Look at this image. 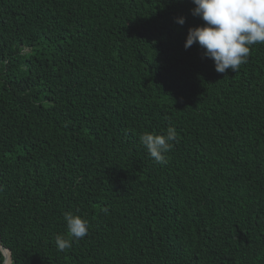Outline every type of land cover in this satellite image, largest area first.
<instances>
[{
	"label": "trees",
	"instance_id": "16d2710c",
	"mask_svg": "<svg viewBox=\"0 0 264 264\" xmlns=\"http://www.w3.org/2000/svg\"><path fill=\"white\" fill-rule=\"evenodd\" d=\"M193 7L0 0L10 264H264V44L218 74L198 45L184 48L203 25ZM168 127L161 165L140 137ZM65 213L89 230L61 252Z\"/></svg>",
	"mask_w": 264,
	"mask_h": 264
},
{
	"label": "clouds",
	"instance_id": "9594fccd",
	"mask_svg": "<svg viewBox=\"0 0 264 264\" xmlns=\"http://www.w3.org/2000/svg\"><path fill=\"white\" fill-rule=\"evenodd\" d=\"M190 2L194 5L190 14L202 20L203 25L188 28L184 48L187 50L193 44L198 45L203 50L202 58L210 59L218 74H226L228 70L235 73L248 62L251 46L264 44V0ZM174 22L183 26L185 18H175ZM176 136L175 129L168 127L163 134L145 132L140 137V143L157 164L166 165V154L172 150ZM103 211L107 213L108 209ZM64 220L67 236H56V245L61 252L70 248L73 242L86 237L89 230L88 221L80 216L65 213Z\"/></svg>",
	"mask_w": 264,
	"mask_h": 264
},
{
	"label": "bare ground",
	"instance_id": "6f19581e",
	"mask_svg": "<svg viewBox=\"0 0 264 264\" xmlns=\"http://www.w3.org/2000/svg\"><path fill=\"white\" fill-rule=\"evenodd\" d=\"M4 255H5V264H9V253L8 251L4 250Z\"/></svg>",
	"mask_w": 264,
	"mask_h": 264
},
{
	"label": "water",
	"instance_id": "95a60500",
	"mask_svg": "<svg viewBox=\"0 0 264 264\" xmlns=\"http://www.w3.org/2000/svg\"><path fill=\"white\" fill-rule=\"evenodd\" d=\"M0 250H1V252L3 253V255H4V252H3V251H4L5 249H3L2 247H0ZM4 256H5V255H4ZM9 259H10V257H9ZM4 262H5V261H4ZM9 264H10V260H9Z\"/></svg>",
	"mask_w": 264,
	"mask_h": 264
}]
</instances>
